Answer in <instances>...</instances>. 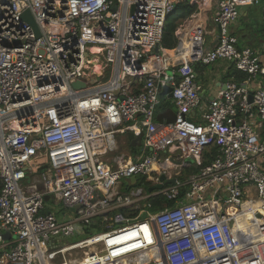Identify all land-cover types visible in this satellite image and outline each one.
<instances>
[{
	"label": "built area",
	"instance_id": "2783aa9c",
	"mask_svg": "<svg viewBox=\"0 0 264 264\" xmlns=\"http://www.w3.org/2000/svg\"><path fill=\"white\" fill-rule=\"evenodd\" d=\"M215 1L207 48L202 0H0V264H264V63L231 32L261 0ZM220 59L245 77L203 101L194 64ZM166 86L174 119L157 114Z\"/></svg>",
	"mask_w": 264,
	"mask_h": 264
},
{
	"label": "crops",
	"instance_id": "0c3cea01",
	"mask_svg": "<svg viewBox=\"0 0 264 264\" xmlns=\"http://www.w3.org/2000/svg\"><path fill=\"white\" fill-rule=\"evenodd\" d=\"M203 2L204 4L201 9H203L204 15L209 20L216 12V1L202 0V3ZM214 31L216 34L215 28L209 32L213 33L211 35L215 39L216 35H214ZM231 32L238 37L239 45L258 50L262 55L261 59L264 63V0H261L259 4L243 6L241 8L240 17L231 26ZM188 42L189 41L184 39L180 47ZM212 45L213 40L207 48H210ZM213 64V68L209 67L210 65L204 66L198 63L194 64L198 79L204 85L202 91L203 101H207L215 96L219 89L223 87V84L234 76L233 65L227 60L220 59ZM201 76L202 78H200ZM169 106L170 109L167 114L161 118L166 117L168 119H174L175 107L171 102ZM161 114H163V112H161L160 115Z\"/></svg>",
	"mask_w": 264,
	"mask_h": 264
},
{
	"label": "trees",
	"instance_id": "16d2710c",
	"mask_svg": "<svg viewBox=\"0 0 264 264\" xmlns=\"http://www.w3.org/2000/svg\"><path fill=\"white\" fill-rule=\"evenodd\" d=\"M198 10L197 4H191L188 1L180 2L176 5L175 10L167 16V20L164 26L163 30V39H162V46L167 49H173L178 44V39L176 37V30L179 26V24L189 18L191 15H193ZM208 34H211L209 31H207ZM192 51H194V45L191 44V42H188L184 44L180 49V56L183 55L186 56V54H190ZM171 55V58L173 60H176V56L174 55L175 52L173 50H169L168 52ZM233 75L236 77V79L241 80L245 77V74L242 72H239L236 67L233 66ZM168 95L163 94L162 96V102L158 107L157 114L159 117L164 116L167 114L168 110L170 109L169 103L171 102L168 97ZM169 102V103H166ZM165 103V104H164ZM163 112V114L160 115V113ZM154 180V175H147L143 176L138 179V184H145L146 186L150 187L152 186V181ZM156 206V205H155ZM236 208H229L227 210V213L230 217H232V220H234V217H237L240 215V210ZM151 209L150 211H152ZM153 212V211H152ZM252 214L251 207L249 205H244V212H242V216L244 214ZM252 216L250 217V219ZM249 219V220H250ZM239 221L242 222V218H239ZM247 229V227H246Z\"/></svg>",
	"mask_w": 264,
	"mask_h": 264
},
{
	"label": "rangeland",
	"instance_id": "374dc122",
	"mask_svg": "<svg viewBox=\"0 0 264 264\" xmlns=\"http://www.w3.org/2000/svg\"><path fill=\"white\" fill-rule=\"evenodd\" d=\"M214 15H212V17L206 22L205 28H206L207 31L211 32L217 26V24L214 21ZM205 40H206V43H207L206 46L208 47L210 45L211 41L214 40V37L211 34L206 33L205 34ZM181 42H184V39L181 40ZM239 46L241 47V45H239ZM213 65L214 64H211L209 67L213 68ZM200 78H202V76ZM117 138H118L122 148H131V149H133L131 144H130V142H129L127 134L118 135ZM132 187L134 188V187H136V185H132ZM48 210H50V209L48 208ZM64 210H65V208H64L63 205L56 206V207L52 208V211H54L55 213L58 214V217H59L60 220L64 219V216H63V211ZM69 214L73 215L72 212H70ZM129 219H130V221H133V220H135V217H130ZM86 229L88 230V234H94V233H97V232L103 230V227L102 226L101 227L86 226ZM75 240H77L76 237H72V238L69 239V241H75ZM74 255L78 256V258L84 257V253L83 252H79L77 255L76 254H74Z\"/></svg>",
	"mask_w": 264,
	"mask_h": 264
},
{
	"label": "water",
	"instance_id": "95a60500",
	"mask_svg": "<svg viewBox=\"0 0 264 264\" xmlns=\"http://www.w3.org/2000/svg\"><path fill=\"white\" fill-rule=\"evenodd\" d=\"M22 18L24 19V20H26L29 24H31L32 26H33V28L35 29V31L37 32V34L38 35H40V32H39V29H38V26H37V24L35 23V20H34V18H33V16H32V14H31V12L29 11V10H26L24 13H23V16H22ZM155 51H159V47H157L156 49H155ZM96 82V77H93V78H91V79H89V80H81V79H76V80H74L73 82H72V85L74 86V87H84L87 83H92V84H94ZM171 87L170 86H166V87H164V89H163V94H167L168 95V97H172V93H171ZM138 137L137 136H135L132 132H129L128 133V139H129V141L131 142V145L132 146H136L137 145V139ZM162 178H165L163 175H162ZM131 181L133 182V183H135L136 182V177L135 176H133L132 178H131ZM174 180H172V182H173ZM158 187H160V186H158ZM73 210H75V209H73Z\"/></svg>",
	"mask_w": 264,
	"mask_h": 264
},
{
	"label": "bare ground",
	"instance_id": "6f19581e",
	"mask_svg": "<svg viewBox=\"0 0 264 264\" xmlns=\"http://www.w3.org/2000/svg\"><path fill=\"white\" fill-rule=\"evenodd\" d=\"M247 214H249V213H247ZM244 215H246V214H244ZM243 215V216H244ZM250 215V217H251V214H249ZM243 219H244V217L242 218V221H243ZM250 219V218H249ZM148 236V238L150 239V237H149V235H147ZM92 249H93V247H92Z\"/></svg>",
	"mask_w": 264,
	"mask_h": 264
}]
</instances>
